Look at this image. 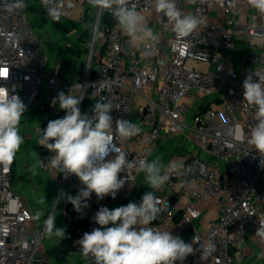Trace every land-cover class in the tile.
Wrapping results in <instances>:
<instances>
[{
  "label": "built area",
  "instance_id": "1",
  "mask_svg": "<svg viewBox=\"0 0 264 264\" xmlns=\"http://www.w3.org/2000/svg\"><path fill=\"white\" fill-rule=\"evenodd\" d=\"M86 1L46 0V4L52 17L70 19L72 7ZM131 2L148 17L149 26L159 36L153 54L145 56L142 49L131 48L114 19L104 26L105 43L98 66L92 68L91 52L83 74L68 79L47 70L49 58L32 22L29 1L22 0L21 7L9 11L14 0H0V86L14 88L10 94L19 95L28 107L36 102L38 110L48 116L65 115L52 100L71 88L73 95L84 96L79 105L82 114L91 115L97 102H110L113 126L115 120L124 118L141 128L129 140L116 138L117 147L130 161H148L157 141L182 135L195 145V152L174 158L164 184L171 191L163 199L169 207L151 226L178 234L201 216V204L213 201L218 206L217 218L205 229L194 231L190 243L194 237L205 246L215 244L216 251L201 258L199 243L193 244L194 254L182 264H254L249 242L258 221L264 220V157L247 142L256 121L255 109L244 102L243 80L252 72L264 75V15L247 0H177L182 12L202 20L196 31L177 37L167 19L155 12L154 0ZM94 8L96 40L102 19L111 13ZM243 38L247 46L242 44ZM136 94L144 102L139 113L134 112ZM45 150L37 164L54 177L58 198L77 177L65 178L49 167L51 154ZM13 171V163L10 169L0 167V264H53L40 254L44 225L36 228L32 209L14 190ZM138 173L122 172L120 175L130 180L123 188ZM87 203L82 213L72 215L80 223L75 237L77 252V241L99 227L93 218L105 207L92 197Z\"/></svg>",
  "mask_w": 264,
  "mask_h": 264
},
{
  "label": "clouds",
  "instance_id": "2",
  "mask_svg": "<svg viewBox=\"0 0 264 264\" xmlns=\"http://www.w3.org/2000/svg\"><path fill=\"white\" fill-rule=\"evenodd\" d=\"M247 2L264 15V0ZM89 3L111 13L116 28L127 36L131 48L142 49L145 56L153 54L159 36L149 27L148 17L138 11L131 0H89ZM21 6L22 0H14L8 10ZM154 8L172 25L177 37L190 35L202 23L197 15L182 12L177 0H154ZM14 90L0 86V167L9 169L24 143L19 125L27 110L19 95L10 94ZM72 91V88L68 94L61 91L53 98L52 105L55 107L58 103L65 115L50 120L38 140V145L51 154L49 167L57 169L65 178L75 175L82 185L76 196L61 191L43 221L45 232L59 240L65 238V229L56 227L54 209L61 199L71 203L77 213H82L93 193L98 199L106 196L114 199L130 181L120 175L124 171L144 173L147 186L153 190L169 180L159 157L151 162L130 161L117 147V137L121 142L129 140L141 132L140 126L124 118L115 120L113 126L110 102H97L90 109L91 115L82 114L79 105L84 96L73 95ZM243 97L244 102L255 109L256 123L250 129L247 142L264 157V75L252 72L246 76ZM112 152L115 156L109 158ZM40 203H46V198ZM168 207L152 190L143 194L139 204L129 202L114 209L100 207L93 218L99 227L85 232L77 241L79 254L85 260L90 259L91 264H176L178 261L182 264L187 256L194 254L193 244L199 243L201 258L211 256L216 251L215 244L205 246L194 237L191 243H186L171 231L151 226ZM40 215L38 212L37 218ZM258 225L254 236L264 241V220H259Z\"/></svg>",
  "mask_w": 264,
  "mask_h": 264
},
{
  "label": "crops",
  "instance_id": "3",
  "mask_svg": "<svg viewBox=\"0 0 264 264\" xmlns=\"http://www.w3.org/2000/svg\"><path fill=\"white\" fill-rule=\"evenodd\" d=\"M81 8L82 5L73 6V14L79 13ZM237 45L238 49L236 56H238V53L241 51V42H238ZM70 55V58H68L67 60L70 61V59H72L74 65H72L71 67L70 65H68L67 70H65V68L61 70L60 66L56 64L50 72L57 71V73H59L61 76L68 79L80 77L84 72V69H81L82 61L77 56L73 57L74 55L72 53ZM133 99L135 100L134 112H141L142 107L144 105L143 98L140 95L136 94ZM41 115L42 114L39 110H28L27 108L26 112L24 113V116L21 119V122L24 119L33 123V125L31 126L29 125V128L34 129V125L38 124L39 126L41 124ZM29 122L28 124H30ZM183 139L185 140L182 135L175 134L170 139L157 141L154 145V148L150 154L148 161L151 162L152 160L159 157L163 165L164 174H166L175 157H184L185 154L190 153L192 151V149L189 148V143H187V145H183V143L185 142L183 141ZM192 152H195V147H193ZM114 156L115 152H112L109 158H114ZM36 165L38 168V170H36V174L34 175V189L36 196L34 197V199L28 200V206L31 209L39 207L41 210L42 217L40 218V220H37V218L36 220L34 219L36 221L35 226L38 229L44 225V219L46 218L48 212L52 210V207L55 204L54 200L57 199L58 186L52 175L38 167L37 161ZM14 166L15 164L13 163V167ZM81 187V182L77 178L75 182L69 185L67 194L73 196V194L76 191H79ZM151 190L154 191L155 195L157 197H160L162 200L165 197L171 195V191H169V189H167L165 185L156 190L149 188L147 186L144 173L139 172L135 180L130 182L126 186V188L120 189L114 199L112 198V196H106L103 199H98L94 193L91 197L94 201L103 202L105 207H108L109 209H114L122 205H127L129 202H135L139 204L141 202V197L143 196V194ZM45 198L46 203L41 204L40 201L44 200ZM70 205L71 209H73V205L71 203L61 199L54 209L56 211L55 225L57 228L65 229V238L59 240L58 238L50 236L45 232L44 243L42 245V250L40 254L41 256L50 258L53 264H91V260H85L81 257L79 252L76 251V228L80 223L72 219V215L75 211L70 212V207H68ZM200 209L202 211L201 216L199 218L194 219L193 223L191 225H188L182 232L175 234L180 236L186 243H190L194 231L205 229L211 220L217 218L218 206L213 201L201 204ZM249 245L252 251L251 260L253 261V263L264 264V255H261V253H264V244L260 242L259 239L254 236V234H252L250 236ZM246 262L247 261H235L234 264H244Z\"/></svg>",
  "mask_w": 264,
  "mask_h": 264
},
{
  "label": "rangeland",
  "instance_id": "4",
  "mask_svg": "<svg viewBox=\"0 0 264 264\" xmlns=\"http://www.w3.org/2000/svg\"><path fill=\"white\" fill-rule=\"evenodd\" d=\"M29 8L35 30L49 58V65L47 67L49 72L56 64L60 66L61 70L63 68L67 70L68 65L70 67L74 65L72 59L70 61L67 60L70 58L71 53L74 55L73 57L77 56L81 59L82 70L87 68L91 52H93L92 68L98 66L100 55L103 53L101 48L105 43L104 26L108 23L105 21L106 18L102 19V27L99 29L98 37L94 40L98 20L94 16L95 8L89 3V0L84 2L80 12L75 13L70 19H56L52 17L48 12L46 0H29ZM242 44L247 46V40L245 38H243ZM254 51L256 52L257 49H254ZM37 101L39 100L37 99ZM27 108L28 110H38L36 102L31 107L26 105ZM41 114V124L39 126L38 124L34 125V129L29 128V125L31 126L33 123L24 119L22 120L19 127L20 133L24 138V143L21 145L13 162L15 164L13 188L24 199L27 205L29 203L28 200L34 199L36 196L34 189V175L36 174V170H38L36 161L44 149L38 145V140L41 136L42 129L46 128L44 123L51 120L48 115L42 112ZM183 141H185L183 145L189 143V148L193 151L195 145L186 139H183ZM32 211L34 213V219L36 220L37 213H41V210L39 207H36ZM41 217L42 213L37 220H40ZM35 220L34 222H36Z\"/></svg>",
  "mask_w": 264,
  "mask_h": 264
},
{
  "label": "trees",
  "instance_id": "5",
  "mask_svg": "<svg viewBox=\"0 0 264 264\" xmlns=\"http://www.w3.org/2000/svg\"><path fill=\"white\" fill-rule=\"evenodd\" d=\"M105 18H106L105 21L108 23V25H111V24L113 23V21H114V18H113V16H112L111 14H106V15H105ZM56 19H58V18H56ZM102 50H103V49H102ZM49 117L51 118V120L61 118L60 115H50ZM47 124H48V122H47V123H44L45 126H47ZM68 207H70V208H69L70 212L75 211L74 208L71 209V205L68 206ZM157 221H158V220H157Z\"/></svg>",
  "mask_w": 264,
  "mask_h": 264
}]
</instances>
